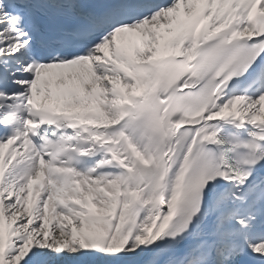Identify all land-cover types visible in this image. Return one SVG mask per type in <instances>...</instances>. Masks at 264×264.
Masks as SVG:
<instances>
[{"label": "snow or ice", "instance_id": "obj_1", "mask_svg": "<svg viewBox=\"0 0 264 264\" xmlns=\"http://www.w3.org/2000/svg\"><path fill=\"white\" fill-rule=\"evenodd\" d=\"M0 264H264V0H0Z\"/></svg>", "mask_w": 264, "mask_h": 264}]
</instances>
